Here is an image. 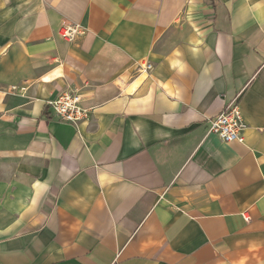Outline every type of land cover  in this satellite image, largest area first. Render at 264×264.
<instances>
[{
	"label": "crops",
	"instance_id": "1",
	"mask_svg": "<svg viewBox=\"0 0 264 264\" xmlns=\"http://www.w3.org/2000/svg\"><path fill=\"white\" fill-rule=\"evenodd\" d=\"M0 264H264V0H0Z\"/></svg>",
	"mask_w": 264,
	"mask_h": 264
},
{
	"label": "built area",
	"instance_id": "2",
	"mask_svg": "<svg viewBox=\"0 0 264 264\" xmlns=\"http://www.w3.org/2000/svg\"><path fill=\"white\" fill-rule=\"evenodd\" d=\"M81 32L82 26L79 23L67 21L63 23L60 29V34L68 40L74 39ZM153 67V63L147 61L142 68L151 70ZM12 89H17V87L12 86ZM48 104L61 121L78 124L86 121L90 116L91 109L84 105L83 95L78 91L65 90L60 92L55 98L50 99ZM246 126L240 103L236 99L229 102L219 114L210 119L208 130L219 135L224 141L243 142Z\"/></svg>",
	"mask_w": 264,
	"mask_h": 264
},
{
	"label": "trees",
	"instance_id": "3",
	"mask_svg": "<svg viewBox=\"0 0 264 264\" xmlns=\"http://www.w3.org/2000/svg\"><path fill=\"white\" fill-rule=\"evenodd\" d=\"M212 1H215V0H212Z\"/></svg>",
	"mask_w": 264,
	"mask_h": 264
}]
</instances>
